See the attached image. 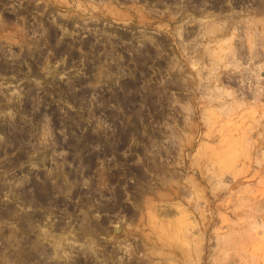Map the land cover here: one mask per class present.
I'll return each mask as SVG.
<instances>
[{
    "label": "rangeland",
    "instance_id": "obj_1",
    "mask_svg": "<svg viewBox=\"0 0 264 264\" xmlns=\"http://www.w3.org/2000/svg\"><path fill=\"white\" fill-rule=\"evenodd\" d=\"M0 264H264V0H0Z\"/></svg>",
    "mask_w": 264,
    "mask_h": 264
},
{
    "label": "bare ground",
    "instance_id": "obj_2",
    "mask_svg": "<svg viewBox=\"0 0 264 264\" xmlns=\"http://www.w3.org/2000/svg\"><path fill=\"white\" fill-rule=\"evenodd\" d=\"M218 28V27H217ZM219 29L220 28H218L217 30L219 31ZM210 30V29H209ZM216 30V31H217ZM208 31V30H207ZM215 31V30H214ZM217 31V32H218ZM212 32V31H211ZM232 32V31H231ZM231 32H229V34H233V33H231ZM208 33V32H207ZM213 34H215L214 32H213ZM228 34V35H229ZM217 35H218V33H217ZM231 35H229V36H226V37H228L229 39H231L232 37H231ZM223 41V40H222ZM227 43V42H226ZM225 42L224 43H222L221 42V44H219V45H217L216 46V50L217 49H220L221 48V50L223 49V51H224V49H226L225 51H227V49H229V47L227 46V44H226ZM229 45V44H228ZM232 49V48H231ZM234 49V48H233ZM235 50V49H234ZM250 50H251V47H250ZM222 51V52H223ZM238 51V50H237ZM229 52V51H228ZM221 53V52H220ZM254 53V55H255V52H253ZM233 54H235V53H233ZM226 55V54H225ZM253 55V54H252ZM227 56V55H226ZM235 55H233V57H234ZM219 57V56H218ZM220 58V57H219ZM219 58H218V67H220V68H223V67H225V66H227L228 67V65H230L229 63H227V61L225 62V61H220V63H219ZM223 58H225V57H223ZM236 58V57H235ZM223 60V59H222ZM235 60V65H233V68L232 69H234V67H236L238 64H240V60H239V58H236V59H234ZM215 62V61H214ZM216 63H217V61H216ZM215 63V64H216ZM195 65H197V64H195ZM232 65V64H231ZM231 67V66H230ZM239 68V67H238ZM216 77H217V75H216ZM217 79V78H216ZM221 84V83H220ZM218 86V85H217ZM218 88V87H217ZM219 89V88H218ZM259 91V90H258ZM229 92V91H228ZM227 93V92H226ZM225 95V94H224ZM226 95H229V94H226ZM220 96V95H219ZM223 97V96H222ZM221 98V97H220ZM225 98V97H224ZM228 99H229V97H228ZM227 99V100H228ZM225 100H226V98H225ZM234 100V99H233ZM234 102V101H233ZM238 102H240V101H236V103L238 104V106H240L241 105V103L239 104ZM236 103H232V101H227V103L225 102V103H221L222 104V106L223 105H225V106H228V105H230V104H236ZM242 105H243V103H242ZM230 106H232V105H230ZM235 106V105H234ZM235 107H237V106H235ZM221 109H223V108H221ZM225 109V108H224Z\"/></svg>",
    "mask_w": 264,
    "mask_h": 264
}]
</instances>
